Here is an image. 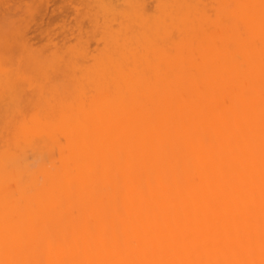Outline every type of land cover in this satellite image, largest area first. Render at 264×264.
Here are the masks:
<instances>
[{"label": "bare ground", "instance_id": "1", "mask_svg": "<svg viewBox=\"0 0 264 264\" xmlns=\"http://www.w3.org/2000/svg\"><path fill=\"white\" fill-rule=\"evenodd\" d=\"M88 2L0 11V264H264V0Z\"/></svg>", "mask_w": 264, "mask_h": 264}, {"label": "rangeland", "instance_id": "2", "mask_svg": "<svg viewBox=\"0 0 264 264\" xmlns=\"http://www.w3.org/2000/svg\"><path fill=\"white\" fill-rule=\"evenodd\" d=\"M1 1H2V0H1ZM1 1H0V2H1ZM6 1H8V0H4V2H6ZM30 1H31V3H29ZM30 1L28 0V3H27V0H25V2H24L23 0H9L8 2H9L10 4H9L8 2H7L8 4H6V3L4 4V5L6 6V8H4V10L7 12L6 9H8V6H10L11 8L9 7L10 9H8V10H9V11H8L9 14H10V10H11V9H12L11 12H14V11H20V12H17V13H19V15H18L16 12L11 13V15L13 14L12 17H9L10 15L8 14V15H7V18H9V20H10V18L13 19V16H14L15 18H14L13 22L16 21V23H18V22L20 21V20L18 21V19H19L18 17L21 16L20 13L25 14V12L28 11V13L30 12V14H27V13H26V15H23V17L26 16V18H27V16H29V17L31 18L32 16H30V15H31V12L34 11V8H33V7H35V6H36L35 9H37V10H35V12L38 11V10H39V11L41 10V12H42V14H43V8H42V6H43V7H46V6L48 7V6H49V12L51 13L53 10L58 9V8H59V5H60L61 8H62V6H63L62 10L65 9V10H63V11L66 12V15H67V12H68V15H70V17H74V16H72V15L76 13V12H74V11H75V8H76V11H78L79 9H81L80 7H82V5L84 4L83 7H84L85 10L87 11V9H89V8L92 6V4H91L92 2L89 3L90 1L88 2V0H86L85 2H84V0H83V1H82V0H81V1H79V0H71L72 2H71L70 0H53V1H52V0H49L50 2L47 1V0H45V1H44V0H30ZM35 1H36V3H35ZM38 1H40V2L43 3V4L41 3L42 6H41V5H37V4H38ZM51 1H52V2H51ZM65 1H66V2H65ZM4 2H2V4H3ZM11 2H12V3H11ZM32 2H34V3H32ZM40 2H39V4H40ZM48 2H49L50 5H48ZM53 2H54V4H53ZM86 2H88V5L85 4ZM46 3H47V4H46ZM81 3H83V4H81ZM2 4H1V6H0V11H2L3 7H5V6H3ZM61 4H62V5H61ZM69 4H70V6H69ZM80 4H81V6H79V9H78V7H76V5L78 6V5H80ZM13 5H14V7H13ZM66 5H67V6H66ZM2 6H3V7H2ZM88 6H89V7H88ZM21 7H22V8H21ZM24 7H25V8H24ZM37 7H40V8H37ZM55 7H57V8H55ZM70 7L72 8V10H71ZM86 7H88V8H86ZM32 8H33V10H32ZM41 8H42V9H41ZM61 8H59L60 10L58 9V11L55 10L56 12L53 11L54 13L52 12V13H53V17L55 18V19H54V22L51 21V20H50V22H51L50 24H49L48 22H46V23L49 25V30L47 29L48 25H46L45 22H44V23H41V21L39 22L38 18L40 17V16H39L40 14L37 15V13H36V15L33 14V15L35 16V17H34V16H33V17L36 19V22H37V23H35V19H34L33 17H32V20H34L33 23L31 22L32 20L30 21L31 24L28 23V22H26L28 25H31L30 27H31V30H32V31H31V30L28 31V33H27V30H25L26 27H28V26H27V25L24 26V24H26V23H24V22H25L26 20H28L29 18L26 19V18L24 17V20H25V21H23V18L20 17V18L22 19V21H23V22H21V23H24V24H23L24 27H22V28H24V29H22V30H23V33H24V30H25L27 36H28V37H29V36H30V37L33 36V38H32V37H31V38H30V37L28 38V37L25 36V35H24L23 37H21L20 35L18 36V33L21 34V35H23V34H22V32H20V30H17V29H21L20 26H19L20 28H19V27H18L17 29L15 28V25H14V24H16V23H14V24L12 23V24L14 25L15 31L17 30V32H18V31H19V32H18V33L16 32L17 35H16V33L14 32L15 34H13L12 36L16 35V36H17L16 39H18V41H20V42L23 41V39H25V38H28V39H30V40L33 39V41H31V42H33V43L36 42V43L34 44V46H36V44L42 43V41L39 42V40H42V39H40V37L44 38V36H45V34H46L45 32H47V31H51V32H49V33H51V35L47 32V34L50 35V36H47V35H46L47 37H49L50 40H49V39H43V41H46V42H47V44H46V42H44V43L46 44V45L44 44V46L47 47V45H48V46H49V49H51L52 46H50V44H48V43L56 42V40H57V37H55L56 35L53 36V38H56V40L54 39L55 41L53 40V38H51L52 33H53V34H58V32L61 31V30H60V31L58 30V29H60L59 26L61 25V24H59V23L61 22L60 17H61V18L64 17L65 19L67 18L66 21L64 20L65 23L68 22V23L71 25V27H72L71 30H68V29H70V27L68 28L69 25H65L64 22H62V25L64 24L65 27L67 26V28H65V27H61V29L63 28V30H66V33H68L69 35H70V34L72 35V32H70V31H73V30H76V29L78 30V29H79V27L77 28V27H76L75 25H73V24L76 23V24H79L80 26H81V24H82V25L85 24V23H84V24H83V23L80 24L78 21H77V22H76V21H73V20H75L74 18H72V20H71V18L68 19L69 16H67V17H66V15H65V16H62L63 13L60 14V17H59V15L57 14V12H59V11L61 12ZM68 8H69V9H68ZM84 8H83V9H84ZM66 9H67V10H66ZM77 9H78V10H77ZM83 9H81V10H79V11L82 12V11H84ZM4 10H3V11H4ZM31 10H32V11H31ZM44 10H45V9H44ZM47 10H48V9H47ZM68 10H69V11H68ZM70 10H71V11H70ZM5 11H4V12H5ZM21 11H22V12H21ZM23 11H25V12H23ZM39 11H38V13H39ZM45 11H46V10H45ZM4 12H2V13L0 12L1 15H3ZM60 12H59V13H60ZM72 12H74V13H72ZM15 13H16V15H15ZM32 13H33V12H32ZM69 13H70V14H69ZM83 13H84V12H83ZM42 14H41V15H42ZM78 14H79V12H78ZM78 14H76V16H77ZM1 15H0V20L4 21L5 18H4L3 16H1ZM4 16H5V15H4ZM83 16H84V15H83ZM64 18H63V19H64ZM84 18H85V19H84ZM12 19L10 20V22H7V21H8L7 19H6L7 21L5 20L4 22H5V23L7 22L6 25H8V23L11 24ZM57 19H58V20H57ZM59 19H60V20H59ZM79 19H80V18H79ZM79 19H77V17H76V20H79ZM29 20H30V19H29ZM68 20H69V21H68ZM70 20L72 21L73 24L70 23V22H71ZM82 20L86 21L87 18H86V17H83ZM79 21H80V20H79ZM84 21H83V22H84ZM4 22H3V23H4ZM56 22H57V23H56ZM74 22H75V23H74ZM87 22H88V21H87ZM21 23H19V24H21ZM68 23H67V24H68ZM1 24H2V22H1ZM56 24H57V27H56ZM58 24H59V25H58ZM88 24H89V23H88ZM88 24L86 23V25H88ZM2 25H3V24H2ZM2 25H1V26H2ZM4 25H5V24H4ZM4 25H3V26H4ZM6 25H5L4 27L2 26L3 28H1V29H3V30H2L0 33H3L5 27L7 28L8 26H10V25L6 26ZM50 25H51V26H50ZM17 26H18V25L16 24V27H17ZM73 26H75V29H74ZM83 27H86V26L84 25ZM8 28L11 29V27H8ZM52 28H54L55 31H53ZM56 28H58V29H56ZM86 28H87V27H86ZM86 28H84V29H86ZM1 29H0V30H1ZM9 29H8V30H9ZM12 29H13V26H12ZM84 29H83V30H84ZM5 30H6V29H5ZM8 30H6L5 32H8V34H9L11 31H8ZM28 30H29V29H28ZM77 30H76V34H78V33H77V32H78ZM41 32L44 33V34H43L44 36L41 35V34H42ZM61 32H62V31H61ZM64 32H65V31H63L62 34H59L60 36H59V35H57V36L61 37V39L63 40V39H64V38H63L64 35H66V36H68L67 39H66V37H65V40H67V41H68V40L70 41V40L72 39V37L75 38L74 41L77 39V35H76V37H75V36H72V37H71V36L65 34ZM33 33H34V34H33ZM63 33H64V35H63ZM74 33H75V31L73 32V34H74ZM35 34H36V35H35ZM6 35H7V34L5 33L4 36H6ZM10 35H11V33H10ZM34 35H35V37L37 36L36 38H38V40H37V39H34ZM61 35H63V37H62ZM7 36H9V35H7ZM7 36H6V38L9 39L8 41H10V40H11L10 37L8 38ZM18 37H21L22 40H20ZM24 37H25V38H24ZM69 37H70L71 39H70ZM68 38H69V39H68ZM35 40H36V41H35ZM51 40H52V42H51ZM59 40H60V38H59ZM72 40H73V39H72ZM72 40H71V41H72ZM34 41H35V42H34ZM49 41H50V42H49ZM60 41H61V40H60ZM60 41H59V42H60ZM69 41H68V42H69ZM71 41H70V42H71ZM74 41L71 42V43H74ZM5 42H6V41H5ZM29 42H30V41H29ZM75 42H76V41H75ZM57 43H58V42H57ZM42 45H43V44H42ZM39 46L41 47V44H39ZM44 46H43V47H44ZM37 47H38V46H36V47H34V48L37 49ZM45 47H44V48H45ZM39 49H40V48H39ZM47 49H48V48H47ZM47 49H46L45 51H47ZM49 49H48V52H49ZM52 49H53V48H52ZM42 50H43V48H42ZM50 51H52V50H50ZM50 53H51V52H50Z\"/></svg>", "mask_w": 264, "mask_h": 264}]
</instances>
